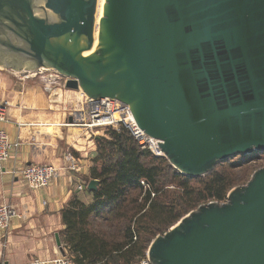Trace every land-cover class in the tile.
Here are the masks:
<instances>
[{
    "label": "water",
    "instance_id": "water-1",
    "mask_svg": "<svg viewBox=\"0 0 264 264\" xmlns=\"http://www.w3.org/2000/svg\"><path fill=\"white\" fill-rule=\"evenodd\" d=\"M97 6L0 0V66L51 70L88 99L126 105L184 176L264 154V0H104L90 52ZM146 256L150 264H264V168L226 202L199 206L155 237Z\"/></svg>",
    "mask_w": 264,
    "mask_h": 264
},
{
    "label": "crops",
    "instance_id": "crops-1",
    "mask_svg": "<svg viewBox=\"0 0 264 264\" xmlns=\"http://www.w3.org/2000/svg\"><path fill=\"white\" fill-rule=\"evenodd\" d=\"M63 91L71 99L67 107L55 111L43 88L0 76V105L6 107L7 118L2 127L14 145L10 158L0 166V207H12L21 216L13 219L7 230L0 231L1 264L67 257L62 241V211L75 201L83 205L94 202L88 185L94 180L91 168L97 155L96 140L102 134L97 136L80 125L87 114L83 109L85 98L76 90ZM74 114L83 121L80 126L73 124ZM66 155L80 160L82 173L66 169ZM30 165L55 168L56 176L46 189L28 190L15 173Z\"/></svg>",
    "mask_w": 264,
    "mask_h": 264
},
{
    "label": "trees",
    "instance_id": "trees-1",
    "mask_svg": "<svg viewBox=\"0 0 264 264\" xmlns=\"http://www.w3.org/2000/svg\"><path fill=\"white\" fill-rule=\"evenodd\" d=\"M96 146L97 155L91 168V178L98 181L93 191L94 202L83 205L75 201L61 214L65 226L62 241L73 255L74 264H133L145 257L155 233L162 226L171 227L184 212L205 200L204 193L209 192V197L221 202L230 190L229 182L220 181L222 178L207 183L219 185L216 189L212 186L201 191L191 190L188 184L196 177L184 176L164 157H154L147 150H141L122 126L118 130L108 128L105 136L96 140ZM168 182L177 188V199L187 198L181 209L175 210L173 204L163 203ZM112 217L125 221L119 226L118 235L111 234L107 226L99 230L93 227V221L107 224ZM149 229L153 237L144 241L138 237Z\"/></svg>",
    "mask_w": 264,
    "mask_h": 264
},
{
    "label": "built area",
    "instance_id": "built-area-1",
    "mask_svg": "<svg viewBox=\"0 0 264 264\" xmlns=\"http://www.w3.org/2000/svg\"><path fill=\"white\" fill-rule=\"evenodd\" d=\"M46 70H38L35 72H24L26 78H35L43 74ZM43 90L46 93H51L54 89L69 90L65 87L67 78L54 72L50 75L44 76ZM47 83V84H46ZM85 103L88 108L86 115V122L81 125L94 133L106 134L108 128L124 127L128 130L133 139L137 142L141 150H147L154 157H163L160 153L158 144L160 141L146 135L141 131L131 113L129 108L122 103L104 98L100 100H91L85 98ZM79 114V113H78ZM76 114V115H78ZM75 115V116H76ZM79 118V117H78ZM79 119H73V123L79 124ZM7 122L6 107L0 105V166L5 164L10 158L12 152V145L6 130L2 127ZM66 169L76 174L82 173L83 165L80 160L74 158L72 155L65 157ZM17 175L22 178L26 188L30 191H38L46 189L51 180L56 176V170L49 165H30L22 170L15 171ZM21 216L12 207H0V231H5L9 228L13 219ZM29 264H74V262L66 256H60L50 260H34ZM140 264H150L147 256Z\"/></svg>",
    "mask_w": 264,
    "mask_h": 264
},
{
    "label": "rangeland",
    "instance_id": "rangeland-1",
    "mask_svg": "<svg viewBox=\"0 0 264 264\" xmlns=\"http://www.w3.org/2000/svg\"><path fill=\"white\" fill-rule=\"evenodd\" d=\"M98 3H99V0H98ZM95 35H96V38L98 39L97 30H96ZM23 73L24 72H15V71H12L9 69H5V68L0 66V76L4 75L8 79L13 78L14 81L25 82V83H28L32 86L40 87L41 89L44 87V84H43V81L45 79L44 76L46 75V73H47V76L52 74L53 71L46 70L43 72V74L36 76L35 78H32V79L26 78L25 77L26 75H24ZM77 92L80 95H82V97L86 98L80 91H77ZM45 94H46L47 98L49 99V101H51L52 105L54 106L53 109L55 111L61 110L64 107H67L66 106L67 101H69L71 99L69 93H66L63 90H58L57 88L54 89L51 93H45ZM60 103H62V105H59ZM60 107H61V109H60ZM83 109H84V112L86 114L87 110H88L87 106L84 105ZM75 115L76 114H74V116H72V119H79L78 115H76V116ZM86 120H87V118H85L84 122H86ZM81 122H83V121L80 120L79 124ZM73 124H76V123H73ZM79 124H77V126ZM111 129L115 130V128H111ZM97 136H99V135L97 134ZM100 136H102V135H100ZM261 168H264V154L263 153H253L250 156L237 155V156L230 158L224 162L218 163L214 167V169L212 170L215 172L214 174H212V176L209 177L208 176L209 174L208 175L206 174L203 176L196 177L197 178L196 180H190V182H189L190 184H188L190 189L195 190V191H201V190H204L205 187H207V188L212 187L213 185L208 186V184H210L212 180H214L216 178L220 180L222 178L220 181H222V182L228 181L229 182L228 185L230 186V190L226 193L224 200L221 202L212 199V197H209V192L204 193L205 200L200 201L198 203V205H196L193 208H190L188 211H186V213L184 212L183 216L179 219V221L183 217L187 216L190 212L196 210L199 206L207 205V204L213 203V202H216V203L226 202L227 201V195L231 190H233L234 188L245 186L250 181L254 172H256L257 170H259ZM198 181H202V182H198ZM218 187H219V185L214 184L212 189H216ZM143 188H144V190L147 189L146 184L143 185ZM164 190L166 193H165L164 198H163V201H164L163 203H165L167 205L173 204L175 210H178L179 208L181 209V205L183 203H185V201H187L186 196H185L184 200L177 199L178 193H176V192L178 190L175 187V185L171 182H168V184H166ZM132 195L136 196V192H133ZM140 198H142V196ZM127 199H129V198H127ZM109 220L110 221L107 222V224L101 223L100 220H97V221L95 220V221H93V227L95 226V229L99 230V229L103 228L102 226H107L108 228H111V229H109L111 234H116V232H117L116 235H118V231L120 230L119 226L122 223H124L125 221L121 218L120 219H115V218L113 219V217ZM179 221H177V222H179ZM174 225H172V226H174ZM171 227H169V228H171ZM113 228H115V229H113ZM169 228L165 229V227L162 226L161 229L155 233V237H157L159 235H163L167 230H169ZM102 230H104V229H102ZM99 232H101V231H99ZM121 236H122V234H121ZM121 236H118V237H121ZM118 237H117V240H120V238H118ZM138 237H140L143 241L147 237H153L152 236V229H149L147 231L145 230V232H143L141 234V236H138ZM62 238H63V236H62ZM152 240H151V242H152ZM65 249H66L67 257L72 260L73 255L71 253H69V250L67 247H65ZM147 250H146V254H147ZM143 259H146V255L144 258L139 259L138 261H136L133 264H140ZM121 264H124V263L121 262Z\"/></svg>",
    "mask_w": 264,
    "mask_h": 264
},
{
    "label": "bare ground",
    "instance_id": "bare-ground-1",
    "mask_svg": "<svg viewBox=\"0 0 264 264\" xmlns=\"http://www.w3.org/2000/svg\"><path fill=\"white\" fill-rule=\"evenodd\" d=\"M103 6H104V0H99L98 6H97V14H96V28H95V33H94V39H95V43L94 46L95 48L90 51V52H95L97 50V38H96V30L98 33V23L100 18L102 17V11H103ZM18 75V74H17Z\"/></svg>",
    "mask_w": 264,
    "mask_h": 264
}]
</instances>
